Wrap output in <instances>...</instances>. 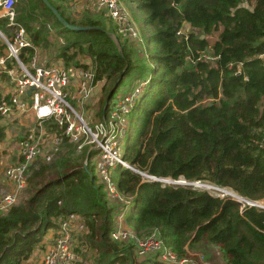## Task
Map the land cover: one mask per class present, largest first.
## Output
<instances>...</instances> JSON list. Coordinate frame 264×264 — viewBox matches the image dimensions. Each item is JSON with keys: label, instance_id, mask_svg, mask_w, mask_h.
I'll list each match as a JSON object with an SVG mask.
<instances>
[{"label": "trees", "instance_id": "16d2710c", "mask_svg": "<svg viewBox=\"0 0 264 264\" xmlns=\"http://www.w3.org/2000/svg\"><path fill=\"white\" fill-rule=\"evenodd\" d=\"M49 1L70 24L89 27L68 28L43 0L35 1L41 7V23L72 37L70 43L58 46L65 65L79 66L91 59L97 80H104L90 108L98 94L105 95L112 85L101 104L102 119L110 111L115 89L136 68L128 45L131 38L120 32L118 24L109 30L101 19L90 18L92 11H81L85 18L77 20ZM23 2L17 0L16 8ZM123 2L140 11L150 32L147 42L156 47L151 54L156 66L150 68L153 73H146L149 82L132 110L136 116L125 160L157 178L210 182L250 201L263 200L264 0ZM30 17L18 13L16 19L30 29ZM8 21L0 18V30L9 37L13 28ZM185 25L196 32L184 33ZM42 32L37 29L35 34L38 47L56 45L52 43L56 36L49 41ZM216 32L217 39L211 42ZM210 49L212 63L202 56ZM6 51L0 37V57ZM32 53L27 47L20 56L28 62ZM50 124V131L59 132ZM2 127L0 137L5 135ZM67 141L55 151V160L30 165L26 196L0 213V264H28L37 251L45 250L48 233L58 230L71 214L78 226L77 237L86 245L82 260H90L89 264H169L154 260L156 254L142 263L133 245L112 239L122 203L109 201L98 181L93 159L97 150L79 152ZM118 171L119 190L132 197L126 221L141 237L157 233L181 259L189 257L190 246L205 240L220 249L226 264H264V208L240 204L199 185L146 180L122 165Z\"/></svg>", "mask_w": 264, "mask_h": 264}, {"label": "built area", "instance_id": "2783aa9c", "mask_svg": "<svg viewBox=\"0 0 264 264\" xmlns=\"http://www.w3.org/2000/svg\"><path fill=\"white\" fill-rule=\"evenodd\" d=\"M16 1L0 0L1 17L8 18V26L13 28L9 37L0 30L7 45V54L0 57V77L6 74L7 82V89L0 91V115L9 118L24 114L32 116L34 121L33 126L19 141V160L4 170L5 181L11 189L0 194V213L8 211L19 202L29 178L30 165L39 159L50 161L58 147L67 139L79 152L86 148L89 152L97 150L93 159L98 181L106 188L109 201L122 203L115 216L112 239L133 245L137 259L142 263L148 255L156 254L158 261L185 264L188 259L179 258L157 233L141 237L128 225L127 208L132 197L122 194L110 173V168L116 166L118 169L122 165L150 181L158 179L129 164L124 158L126 147L122 146V139L127 133V116L132 113L138 97L149 81L146 79L143 83L136 84L131 92L115 98L108 115L94 122L90 114L91 108L86 109L90 106L99 83L93 63L66 66L63 60L55 59L42 64L37 49L25 63L20 56L22 50L35 47L31 44L24 25L16 19ZM95 1L97 9L108 10V15L120 26V32L131 39H139L137 28L132 23L123 0ZM50 123H55L59 132L50 131ZM87 164L86 159L85 165ZM163 181L168 184L188 183L186 180L171 178ZM241 198L246 200L243 205L264 208L258 202ZM74 219L75 215L71 214L62 221L58 230H51L45 250L31 258L28 264H78L82 260L86 245L77 237L78 226ZM153 264L158 263L154 261Z\"/></svg>", "mask_w": 264, "mask_h": 264}, {"label": "rangeland", "instance_id": "374dc122", "mask_svg": "<svg viewBox=\"0 0 264 264\" xmlns=\"http://www.w3.org/2000/svg\"><path fill=\"white\" fill-rule=\"evenodd\" d=\"M68 1V0H67ZM69 3V1H68ZM126 9L129 12L130 18L132 23L135 25V27L137 28L138 31V40L137 42H135L133 39H130L128 42L129 48L134 52L133 57H134V64L136 66V68H133V72L127 76L124 77L123 81L120 83V86H117L116 90V96L120 97L122 95H125L129 92H131L134 88V86L136 84L139 83H143L146 79V73H153L152 70L150 68L156 66L155 62L152 60L151 54L152 53H156V47L154 45H150L147 42V34L150 33L149 29L144 27V21H143V16L140 13L139 10H137L134 6H132L131 4H127L125 3ZM68 12H71V10L69 9ZM79 15L80 18L79 20H84V16L85 13H80ZM92 19H96L99 18L102 20V22L104 23L105 27L107 29H112V25H116V21L113 20L110 16H108V10L105 8L104 10H100L98 9V11H92L91 15H90ZM191 31H195L194 29H192L189 25H185L183 32H191ZM219 32L214 33L213 36L211 37V42L215 41L217 39ZM201 35V34H199ZM72 40V37L69 36H62V39L59 40L58 44L56 45L55 49L56 50H61V47H58L60 45H65L70 43ZM133 42L137 45H134ZM204 60L208 61V62H213L214 57L212 55V51L211 49L207 52L204 53L203 55ZM102 83H104V80L101 81ZM100 82V84H101ZM99 84V85H100ZM112 85L109 84L108 88L106 89V93L105 95L103 93H99L98 94V98L96 99V103L94 108H91L90 110V114L92 116V120L94 122L99 121L101 119V116H99V112L101 111V104L103 99H105V96H107L111 90ZM92 104V103H91ZM90 106L88 105L86 107L89 108ZM112 109V106H111ZM135 112L133 111L132 113L128 114L127 116V133L125 135V137L122 139V146L123 148H125L127 146V144L129 143V139H130V134H131V129H132V123L135 117ZM25 115L23 114L22 116H20L19 121L15 122V120H11V122H9V125L6 127L5 125H3V123L1 125H3V131L5 133V135H3L2 137H0V166H1V170L3 167V175H1L0 177V182L4 181V170H6V168L10 165L8 164L9 159L11 160L12 155L10 153V151H13L15 148V145L18 144L17 140H21V137L23 134L26 133L27 129L24 131V128L28 126L29 123H27V125L24 123L25 122ZM13 118V117H12ZM51 126H55V123H51ZM20 138V139H19ZM67 140H65L63 143H65ZM68 142V141H67ZM62 143V145H63ZM72 145V143H67V145ZM74 146V145H73ZM68 150H73L72 147L67 146ZM64 149H66V147H64ZM58 153V152H57ZM55 153L52 156V159L48 162H45L41 159L37 160L38 163L35 165L36 167H38L40 164H47L50 163L51 161L55 160L56 154ZM13 161L14 158H13ZM85 161L84 160V165H85ZM31 173V171H30ZM29 173V176H30ZM110 173L113 179V182L118 185L119 182V171L118 169L115 167L110 168ZM147 180V178H145ZM161 180L164 179H168V178H158ZM174 179V178H171ZM182 180H185L183 178H181ZM179 180V179H177ZM187 181V180H186ZM162 182V181H161ZM188 183H195L196 186L197 184L200 185H211V186H215L218 187L220 189H224L226 191H229L231 193H234L236 195H239L238 193H236L234 190H232L229 187H222V186H218L215 184H212L210 182H201V181H187ZM187 184V183H185ZM2 186V185H1ZM0 186V187H1ZM5 186V184L3 185ZM210 189V188H209ZM222 194V193H220ZM22 198L21 200L26 196V190H24L23 194L21 195ZM230 197V196H229ZM20 200V201H21ZM258 202L259 205L264 206V199L263 200H259V201H255ZM130 207L131 204L128 206L127 208V217L129 215V211H130ZM188 249V247H187ZM44 250H42L41 252H39V254H42ZM188 253H189V257L187 258L188 261L185 264H226L223 255L220 251V249H218L216 246L210 244L208 241H202L200 243L194 244L192 246L189 247L188 249ZM38 252V251H37ZM37 254V255H39ZM35 255V256H37ZM152 258L158 259L157 256H152ZM89 262H91L90 260H86V258L81 261L80 264H89Z\"/></svg>", "mask_w": 264, "mask_h": 264}, {"label": "crops", "instance_id": "0c3cea01", "mask_svg": "<svg viewBox=\"0 0 264 264\" xmlns=\"http://www.w3.org/2000/svg\"><path fill=\"white\" fill-rule=\"evenodd\" d=\"M23 1H24L23 5L20 8H16V6H15L16 16H18V13H19V15H22V17L31 16L30 17L31 20L29 23L30 29H27V27L24 24L23 25L27 30V35H28V38H29L31 44H33L35 47V49L30 47L31 49H33L32 54H34L35 50L37 49L38 55H39V60H40V63H42V64L48 63L50 60H55V59H61L62 60L63 57L60 55L61 54L60 50H56L55 47L59 43L58 41L62 39L63 35H61L59 33H55L54 27L51 24H48L46 22L41 23L42 18H40V15H38V13L41 11V7H37V4H35L36 0H23ZM68 1H69V3H68ZM68 1L67 0H53L54 4L61 5L67 13H70L77 20H79V18L81 16L79 14L80 13L82 14L81 11H87L88 10L89 12H91V11L97 10L95 0H68ZM131 5L136 8V6L134 4H131ZM69 9L71 10V12H68ZM35 17H38L39 20L36 21ZM0 18H3V17H1V12H0ZM37 29H42L43 32L41 34L44 35L45 38H47L49 41H52L53 37L56 36L57 38H55V40L52 42V43H56V45L51 44L50 48L47 47L44 49H41V47H38L35 44V38H36L35 34H37ZM0 37H1V34H0ZM5 55H3V56H5ZM91 62H92L91 59H85L84 61H82V63H84V64L85 63L86 64L91 63ZM74 66H78V65H74ZM99 84H100V81L96 87L97 92L101 91L104 83L101 82V84L100 85ZM6 89H7L6 74H2L0 77V91L6 90ZM19 118H20V116H14L13 118L12 117H9V118L3 117L2 120L0 121V124L3 123V125L8 126L9 122H11V120H15V122H17V121H19ZM24 118H25L24 123L26 125H27V123H29L28 126L24 128V131L27 129L26 132H28V130H30L29 128L33 126L32 122L34 121V119L32 116H27V115H25ZM22 136H20V137H22ZM10 153L12 155V158H11V160L9 159L8 164L11 165V164L16 163L18 158H19V141H18V144L15 145L14 150L10 151ZM13 158L15 161H13ZM2 170H3V167H2ZM2 170H1V166H0V177H1V175H3ZM4 184H5V186H3ZM0 186H1L0 187V194L3 192H7L11 189V187L7 184L5 179L3 182H0ZM50 237H51V231L48 233L47 240ZM47 242H46V244H47ZM37 254H39V252L34 254V256L32 258H35L36 257L35 255H37Z\"/></svg>", "mask_w": 264, "mask_h": 264}, {"label": "water", "instance_id": "95a60500", "mask_svg": "<svg viewBox=\"0 0 264 264\" xmlns=\"http://www.w3.org/2000/svg\"><path fill=\"white\" fill-rule=\"evenodd\" d=\"M46 4H47V6H49V8L54 12V14L57 16V18L59 19V21L64 25V26H66V27H68V28H71V29H75V30H81V29H87V28H89V27H83V26H77V25H73V24H70L61 14H60V12H59V10L54 6V5H52L51 3H50V1L49 0H43ZM109 36L110 37H112L113 38V40L117 43V44H119V40H118V38H117V36H116V34L115 33H113V32H110L109 33ZM157 181H163V180H161V179H157ZM188 185H196L195 183H187ZM198 185V184H197ZM200 186H202V187H205V188H210V189H212V190H215L216 192H218V193H222V194H224V196L225 195H227V196H231V197H233L237 202H239L240 204H243V203H245L246 202V200L245 199H243V198H241V197H238V196H235V195H233V194H231L230 192H226L225 190H222V189H220V188H218V187H215V186H211V185H200Z\"/></svg>", "mask_w": 264, "mask_h": 264}, {"label": "clouds", "instance_id": "9594fccd", "mask_svg": "<svg viewBox=\"0 0 264 264\" xmlns=\"http://www.w3.org/2000/svg\"><path fill=\"white\" fill-rule=\"evenodd\" d=\"M181 179V178H180ZM175 180H177V179H175ZM155 181H157V180H155ZM162 182H164V181H162ZM166 183V182H165ZM168 184V183H167ZM175 184H181V183H175Z\"/></svg>", "mask_w": 264, "mask_h": 264}]
</instances>
